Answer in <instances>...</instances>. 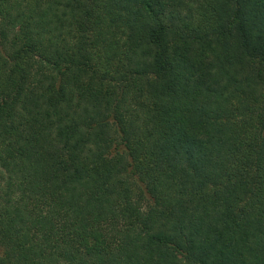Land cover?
I'll return each instance as SVG.
<instances>
[{"label":"trees","instance_id":"trees-1","mask_svg":"<svg viewBox=\"0 0 264 264\" xmlns=\"http://www.w3.org/2000/svg\"><path fill=\"white\" fill-rule=\"evenodd\" d=\"M0 264H264V0H0Z\"/></svg>","mask_w":264,"mask_h":264}]
</instances>
